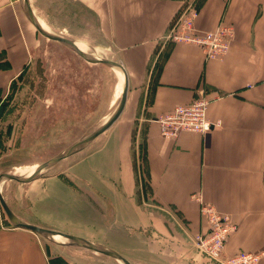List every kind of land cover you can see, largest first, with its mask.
I'll list each match as a JSON object with an SVG mask.
<instances>
[{"label": "crops", "instance_id": "0c3cea01", "mask_svg": "<svg viewBox=\"0 0 264 264\" xmlns=\"http://www.w3.org/2000/svg\"><path fill=\"white\" fill-rule=\"evenodd\" d=\"M190 1L73 0L101 40L94 47L108 48L125 68L134 105L124 124L64 171L3 184L19 218L115 250L133 264H220L192 244L207 229L202 200L237 225L225 256L264 253V0H204L195 21L199 32L234 28L221 59L163 40ZM31 4L41 23L59 33L43 7L38 13ZM33 43L21 1L0 0V104L30 65ZM203 92L220 94L207 109L211 131L163 138L155 119ZM2 168L0 159V174L12 170ZM11 189L26 199L19 208L33 219L12 205L14 198L5 195ZM3 213L0 205V264H120L49 244L13 227ZM47 245L66 258L51 255Z\"/></svg>", "mask_w": 264, "mask_h": 264}, {"label": "rangeland", "instance_id": "374dc122", "mask_svg": "<svg viewBox=\"0 0 264 264\" xmlns=\"http://www.w3.org/2000/svg\"><path fill=\"white\" fill-rule=\"evenodd\" d=\"M32 2L38 13L39 5L43 7L41 12L52 22L50 26L59 31L53 33L76 41L95 56L114 60L108 48L94 47L101 40L90 25L85 24L88 16L73 0ZM30 27L35 34L31 63L13 82L0 104V159L5 167L2 169H12L10 173L17 172L15 166L27 172L89 135L113 114L121 97L120 74L87 63L66 47L42 37L31 24ZM133 105L134 96L129 90L117 122L89 148L97 147L124 124ZM80 156L82 153L62 161L46 174L64 171ZM5 195L14 198L12 205L24 218L33 217L19 208L26 199L21 201L18 193L14 195V189L9 194L5 191ZM46 248L51 255L66 258L56 247L47 245Z\"/></svg>", "mask_w": 264, "mask_h": 264}, {"label": "built area", "instance_id": "2783aa9c", "mask_svg": "<svg viewBox=\"0 0 264 264\" xmlns=\"http://www.w3.org/2000/svg\"><path fill=\"white\" fill-rule=\"evenodd\" d=\"M191 0L177 20L163 37L171 44L183 43L198 46L207 59H221L229 50L234 36V28L220 24L212 31L199 32L195 21L200 8ZM220 97L219 93H201L187 104L175 106L171 111L158 116L155 122L159 126L160 135L167 139H176L180 134L211 131L213 124L207 119V109L211 102ZM200 214L207 222L205 232L193 236L194 248L206 259L220 264H260L264 253L240 252L233 256H225L228 239L237 230V225L230 216L220 213L215 206L202 200Z\"/></svg>", "mask_w": 264, "mask_h": 264}, {"label": "water", "instance_id": "95a60500", "mask_svg": "<svg viewBox=\"0 0 264 264\" xmlns=\"http://www.w3.org/2000/svg\"><path fill=\"white\" fill-rule=\"evenodd\" d=\"M20 1L27 20L35 28L37 33H39L42 37H44L45 39L51 42L58 43L66 47L67 49L75 53L77 56H79L89 64L101 65L111 69L116 75L121 74L123 76L124 83H123V92L120 97L118 106L116 107L113 114L100 127L95 129L89 135L83 137L79 141L70 145L65 150L55 155L54 157L50 158L49 160L36 165V168L31 173H30L31 170L30 168V170H28L27 172H23V174H17V173L0 174V205L4 211L6 218L13 227L29 230L52 244H56L62 247L96 251L105 256L113 258L115 261H117L120 264H133L127 258L122 256L120 253H118L115 250L103 247L94 242H91L89 240L77 236L65 234L53 229L45 228L39 225H35L23 221L10 209V207L8 206V204L4 199V196L1 192V186L6 182H18L22 184H27L34 180L43 178L47 175L46 174L47 171H49L50 169H52L62 161L69 159L89 148L100 136L106 133L117 122V120L119 119L125 108L128 97V91H129L127 72L120 62L116 60H110L105 57L95 56L92 53L88 52L85 48H84L85 51L82 50L78 46V43L76 41H73L67 37L62 38L56 35L55 33L51 32L45 25L41 23V21L35 14V11L31 4V0H20Z\"/></svg>", "mask_w": 264, "mask_h": 264}, {"label": "bare ground", "instance_id": "6f19581e", "mask_svg": "<svg viewBox=\"0 0 264 264\" xmlns=\"http://www.w3.org/2000/svg\"><path fill=\"white\" fill-rule=\"evenodd\" d=\"M59 36V35H58ZM60 37H62V36H60ZM62 38H65V37H62ZM78 46L82 49V50H84L85 51V49L83 48V46L81 45V44H79L78 43ZM95 52H97V51H95ZM102 56V55H101ZM120 78H121V87H119V89H120V93L119 94H121L122 95V92H123V83H124V79H123V76L120 74ZM118 94V95H119ZM108 119V118H107ZM36 168V167H35ZM35 168H32L31 169V172L35 169ZM17 171V170H16ZM25 170H23V171H21V170H18L16 173L17 174H23V172H24ZM30 172V173H31ZM91 251V250H90ZM92 252H95V253H99V252H96V251H92ZM99 254H101V253H99ZM101 255H103V254H101ZM105 256V255H104ZM108 257V256H107ZM111 258V257H110ZM113 259V258H112Z\"/></svg>", "mask_w": 264, "mask_h": 264}, {"label": "trees", "instance_id": "16d2710c", "mask_svg": "<svg viewBox=\"0 0 264 264\" xmlns=\"http://www.w3.org/2000/svg\"><path fill=\"white\" fill-rule=\"evenodd\" d=\"M194 1V4L197 6V7H201L202 6V4H203V2H204V0H193ZM192 1V2H193ZM168 45H167V47H169V46H172V44L170 43V42H168L167 43ZM145 158H144V155H143V160H144Z\"/></svg>", "mask_w": 264, "mask_h": 264}]
</instances>
